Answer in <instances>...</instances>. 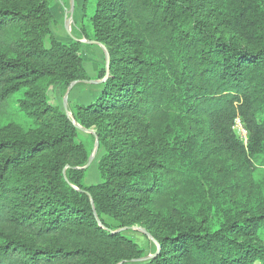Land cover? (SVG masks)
I'll use <instances>...</instances> for the list:
<instances>
[{
    "label": "trees",
    "instance_id": "16d2710c",
    "mask_svg": "<svg viewBox=\"0 0 264 264\" xmlns=\"http://www.w3.org/2000/svg\"><path fill=\"white\" fill-rule=\"evenodd\" d=\"M51 8L0 0V115L30 125L0 127V264L142 260L117 230L147 208L159 250L145 264H264V201L226 188L233 159L264 166V0H96L93 37L82 30L106 47L109 70L74 119L49 89L88 81L81 43L56 39ZM78 126L104 150L101 184L84 185L92 150ZM194 170L198 187L225 186L217 221L180 209Z\"/></svg>",
    "mask_w": 264,
    "mask_h": 264
},
{
    "label": "rangeland",
    "instance_id": "374dc122",
    "mask_svg": "<svg viewBox=\"0 0 264 264\" xmlns=\"http://www.w3.org/2000/svg\"><path fill=\"white\" fill-rule=\"evenodd\" d=\"M51 2V10L55 18L53 33L56 39L62 43L76 41L81 43L80 55L83 58L84 69L88 77V81L75 82L68 87L57 84L49 89L52 105L66 107L69 117L74 119L73 114H75L76 108L88 106L97 100L101 93V84L106 80V78L100 79L99 75L101 70L105 67L107 68L105 46L87 38L82 30L84 28L86 33L93 37V29L89 19L95 11L96 0H51ZM86 4L87 9L84 15L83 7ZM11 123H19L23 129L30 127L27 121L19 120L16 114L0 115V127ZM78 127L80 128V126ZM94 136V134L87 133L84 129L80 128L78 143L92 150L90 158L95 155L92 164L85 169L86 177L84 185L86 186H94L102 183L98 165L104 154V150L100 147L98 139L96 137L95 139L93 138ZM97 143L99 144L98 150ZM231 162L238 169H231L237 183L236 187L226 184L228 191L232 192L234 189H237L249 197V200L251 198L252 202L255 197L259 201H264V166L255 164V167L252 168L250 164L238 162L236 159H233ZM194 176V185L196 187L180 202V209L185 212L186 216L198 219V221L204 217L217 221V217L223 215L225 205L221 209L218 208L215 194L223 198V194L220 191L225 186L219 191H216V188L215 190H211L210 188L198 187L201 176L197 170H194ZM225 195H227V191ZM155 218L156 213L150 208H147L139 215L136 223L132 227L117 230L133 239L144 250L146 256L142 260L122 264H145L157 253L159 245L150 235V228L147 226V223H153ZM105 220L114 227H118V224L111 218L105 217ZM262 237L264 239V233ZM256 264L262 263L257 262Z\"/></svg>",
    "mask_w": 264,
    "mask_h": 264
},
{
    "label": "built area",
    "instance_id": "2783aa9c",
    "mask_svg": "<svg viewBox=\"0 0 264 264\" xmlns=\"http://www.w3.org/2000/svg\"><path fill=\"white\" fill-rule=\"evenodd\" d=\"M234 130L236 131V133L240 137V139L242 141H244V143H247V140H248L247 131L243 127L240 119L236 120Z\"/></svg>",
    "mask_w": 264,
    "mask_h": 264
},
{
    "label": "water",
    "instance_id": "95a60500",
    "mask_svg": "<svg viewBox=\"0 0 264 264\" xmlns=\"http://www.w3.org/2000/svg\"><path fill=\"white\" fill-rule=\"evenodd\" d=\"M104 49H105V51H106V60H107V65H108V64H109V60H110V55H109V52L106 50L105 47H104ZM108 70H109V68L107 67V73H108ZM60 109H61L62 112H64L65 114L68 115V110H67L66 107H61ZM68 116H69V115H68ZM84 131L87 132V133H91V134H94V135H95L94 131H92V130H84ZM96 138H97V137H96ZM98 148H99V144L97 143V150H98ZM97 150H96V151H97ZM94 156H95V155H94ZM94 156H92V157L90 158L88 164H87L85 167H83V169L88 168V167L92 164L93 159H94Z\"/></svg>",
    "mask_w": 264,
    "mask_h": 264
},
{
    "label": "crops",
    "instance_id": "0c3cea01",
    "mask_svg": "<svg viewBox=\"0 0 264 264\" xmlns=\"http://www.w3.org/2000/svg\"><path fill=\"white\" fill-rule=\"evenodd\" d=\"M67 31H68V29H67ZM69 32V31H68ZM68 43V42H67Z\"/></svg>",
    "mask_w": 264,
    "mask_h": 264
}]
</instances>
